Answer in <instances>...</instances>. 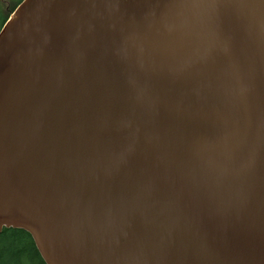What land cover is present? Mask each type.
<instances>
[{
  "label": "water",
  "instance_id": "water-1",
  "mask_svg": "<svg viewBox=\"0 0 264 264\" xmlns=\"http://www.w3.org/2000/svg\"><path fill=\"white\" fill-rule=\"evenodd\" d=\"M3 228L44 264H264V0H21Z\"/></svg>",
  "mask_w": 264,
  "mask_h": 264
},
{
  "label": "trees",
  "instance_id": "trees-1",
  "mask_svg": "<svg viewBox=\"0 0 264 264\" xmlns=\"http://www.w3.org/2000/svg\"><path fill=\"white\" fill-rule=\"evenodd\" d=\"M0 11V28L21 0H9ZM2 4L0 3V6ZM0 264H44L31 237L20 229L3 228L0 231Z\"/></svg>",
  "mask_w": 264,
  "mask_h": 264
},
{
  "label": "rangeland",
  "instance_id": "rangeland-1",
  "mask_svg": "<svg viewBox=\"0 0 264 264\" xmlns=\"http://www.w3.org/2000/svg\"><path fill=\"white\" fill-rule=\"evenodd\" d=\"M14 1H17V0H14ZM10 2H11V1H9V0H0V3L2 4V5L0 6V11H1V7L4 8V7L8 6V5L10 4ZM10 6H11V5H9L8 7H10Z\"/></svg>",
  "mask_w": 264,
  "mask_h": 264
}]
</instances>
